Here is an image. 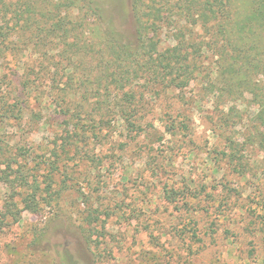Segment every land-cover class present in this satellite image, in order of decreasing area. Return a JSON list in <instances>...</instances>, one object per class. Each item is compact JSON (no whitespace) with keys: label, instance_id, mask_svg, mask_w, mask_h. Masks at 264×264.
I'll list each match as a JSON object with an SVG mask.
<instances>
[{"label":"rangeland","instance_id":"374dc122","mask_svg":"<svg viewBox=\"0 0 264 264\" xmlns=\"http://www.w3.org/2000/svg\"><path fill=\"white\" fill-rule=\"evenodd\" d=\"M105 1L114 28L132 37L124 2ZM51 46L48 70L55 76L47 74L38 91L25 92L24 127L14 120L0 122L5 149L0 203L10 193L7 156L12 169L22 163L29 179L38 182L42 201L37 212L23 210L17 223L1 229L0 264H54L62 251L71 264H264V178L256 176L264 169V149L248 140L255 134L249 97L236 111L225 110L230 119L225 129L213 94L197 81L184 91L188 103H180L172 95L151 98L148 84L138 80L149 103L141 120L144 131L129 138L117 123L94 136V126L85 122L87 140L63 151L59 137L75 123L64 120L55 102L70 87L61 69L63 45ZM43 56L36 52L31 58ZM26 58L15 57L13 63ZM259 79L264 82V75ZM31 111L41 118L28 119ZM165 113L171 120L186 118V136L171 137ZM238 144L250 163L244 177L222 158ZM47 184L60 192L46 195ZM166 189L175 193L167 197ZM87 214L96 219L87 224Z\"/></svg>","mask_w":264,"mask_h":264},{"label":"trees","instance_id":"16d2710c","mask_svg":"<svg viewBox=\"0 0 264 264\" xmlns=\"http://www.w3.org/2000/svg\"><path fill=\"white\" fill-rule=\"evenodd\" d=\"M122 1L133 30L128 38L107 18L105 0H0V122L14 120L24 127L23 96L40 89L50 73L47 53L54 51L51 45L62 44L66 62L61 69L70 89H62L55 102L64 120L75 123L59 137L63 151L87 140L81 127L85 122L94 126V136L117 123L129 138L144 131L141 120L149 103L138 80L148 84L151 98L172 95L180 103H188L184 91L197 81L206 94H213L219 124L225 129L230 121L225 110L236 111V104L248 96L255 131L248 140L264 149V82L259 79L264 75V0ZM39 46L43 51H38ZM36 52L44 56L31 58ZM28 55L21 63H13L15 57ZM50 75L55 76L54 71ZM36 116L41 118V113L28 112V119ZM170 118L165 113L164 126L171 137L186 136V118ZM243 144L232 149L235 158L226 152L222 158L244 177L251 169ZM4 152L0 145V155ZM8 158L10 172L5 181L10 193L0 203V231L17 223L23 210L37 212L42 202L38 182L29 179L22 163L14 162L12 169ZM256 176L262 181L264 169ZM44 191L53 196L60 189L47 184ZM174 193L165 190L167 197ZM95 216L87 214V224ZM57 256L54 264H71L68 252Z\"/></svg>","mask_w":264,"mask_h":264}]
</instances>
